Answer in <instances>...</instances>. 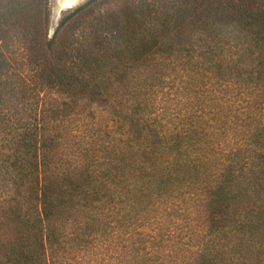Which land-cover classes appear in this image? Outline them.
I'll return each instance as SVG.
<instances>
[{
  "label": "trees",
  "instance_id": "trees-1",
  "mask_svg": "<svg viewBox=\"0 0 264 264\" xmlns=\"http://www.w3.org/2000/svg\"><path fill=\"white\" fill-rule=\"evenodd\" d=\"M0 264H264V0H0Z\"/></svg>",
  "mask_w": 264,
  "mask_h": 264
},
{
  "label": "rangeland",
  "instance_id": "rangeland-1",
  "mask_svg": "<svg viewBox=\"0 0 264 264\" xmlns=\"http://www.w3.org/2000/svg\"><path fill=\"white\" fill-rule=\"evenodd\" d=\"M85 0H79L72 6L66 7H57V0H48V11H49V33L51 32L53 26L55 25L56 21L63 14L65 11L81 4Z\"/></svg>",
  "mask_w": 264,
  "mask_h": 264
},
{
  "label": "water",
  "instance_id": "water-1",
  "mask_svg": "<svg viewBox=\"0 0 264 264\" xmlns=\"http://www.w3.org/2000/svg\"><path fill=\"white\" fill-rule=\"evenodd\" d=\"M79 0H57V7L72 6Z\"/></svg>",
  "mask_w": 264,
  "mask_h": 264
}]
</instances>
